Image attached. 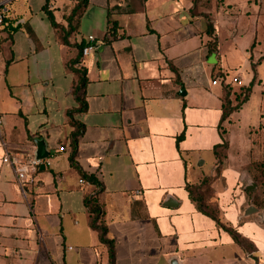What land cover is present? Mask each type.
<instances>
[{
	"label": "crops",
	"instance_id": "obj_1",
	"mask_svg": "<svg viewBox=\"0 0 264 264\" xmlns=\"http://www.w3.org/2000/svg\"><path fill=\"white\" fill-rule=\"evenodd\" d=\"M76 4L0 0V264H108L84 204L93 194L113 264H264V227L257 212L244 214L255 206L242 171L227 164L211 188L219 221L251 253L186 188L214 175L221 81L231 84L239 59L254 79L246 102L260 88L264 97V0H87L68 24ZM88 36L95 49L83 57ZM76 70L86 78L77 91ZM246 102L221 123L228 150ZM71 111L82 130L76 162L100 188L70 166ZM36 139L48 157L22 193L2 156L31 160Z\"/></svg>",
	"mask_w": 264,
	"mask_h": 264
},
{
	"label": "trees",
	"instance_id": "obj_2",
	"mask_svg": "<svg viewBox=\"0 0 264 264\" xmlns=\"http://www.w3.org/2000/svg\"><path fill=\"white\" fill-rule=\"evenodd\" d=\"M77 2L76 6L73 8V10L71 11V14L69 17H67L68 19V24H70L71 22V17L77 16L81 13V11L85 8L86 4H87V0H75ZM48 18L51 22V25L53 27H57L58 25L54 22V19L51 15H48ZM6 20L0 23V24H5ZM209 30L211 31V25L208 26ZM111 28L108 29V33L111 34ZM64 42H65V38ZM83 47V46H82ZM82 47L79 48V51L81 53V49ZM253 67V65H252ZM78 75V83L77 86L75 88V91L79 90L80 88L84 87L86 78H85V71L84 70H76L75 71ZM221 84L224 86L225 89V97L223 99V105H222V115L220 118V137L222 140L221 144H218L216 146H214L213 148V153L216 157V167H215V172L213 176L210 177H204L200 180V182L196 185H186L188 194H189V198L192 201V203L194 204V206L196 207V209L210 217L212 220L215 221V223L218 225V227L222 228L223 230L227 231L230 236L232 237V239L234 240V242H236L239 246H241L244 251L251 253L252 251H254V246L248 241L246 240L244 237H242L241 235H239L234 229L226 227L225 225H223L218 218V210L215 207V205L213 204V191L211 188V185L213 183V181L219 177L221 170L225 167V164H223L222 159H226V152L228 149V142L226 139V130L223 127V125L221 126V123H223L228 116L234 112L237 111L241 105L246 102V100L248 99L250 93H251V88L254 84V79H252L250 81V83L246 86L240 85L238 88H236V90L234 91V99L236 101L235 105L232 106L231 102L229 100V95L230 92L232 91V86L230 83H224V80L221 81ZM74 111H71L68 113V115L70 116V120H71V113H73ZM71 124L74 127V131H72L71 135H70V146H71V152H70V156H69V163L70 166L72 168H74L78 174L80 175V178L82 180H85L91 184H94L96 186L100 185L99 183L95 180L94 177L92 176H88L86 175L81 168L79 167L78 163L76 162V151H77V143H78V138L82 132V130L80 129V126L77 122L72 121L71 120ZM180 138L183 137V134L179 136ZM261 166L264 167V163H261ZM264 170V168H263ZM263 170H261V172L263 173ZM253 179L255 180V183L260 187H264V173L261 174L257 172L256 175H253ZM247 195L249 196L251 203L255 206L256 204L254 203V201H252V196L254 194V191L252 190H246ZM85 207L87 209V211L90 213V227L95 230L98 233V237H99V241L101 243H103L106 248H107V252H108V264H113L114 262V244L113 241L108 239L106 237V228L105 226L102 224L101 222V208L100 205L97 201L96 198V194H93L89 197H87L84 201ZM254 260L258 263V259L257 257L253 256Z\"/></svg>",
	"mask_w": 264,
	"mask_h": 264
},
{
	"label": "rangeland",
	"instance_id": "obj_3",
	"mask_svg": "<svg viewBox=\"0 0 264 264\" xmlns=\"http://www.w3.org/2000/svg\"><path fill=\"white\" fill-rule=\"evenodd\" d=\"M247 39H243L245 44ZM240 44V40L239 43ZM242 49H240L241 51ZM238 62V59H237ZM259 78L264 84V63L258 70ZM247 63L243 58L239 59V65L229 72V79H238L240 84H234L238 88L240 85H247L251 79ZM232 85V84H231ZM261 88L256 90L241 111L235 114L236 124L230 134L231 148L229 160L222 159L225 166L230 164L244 173L247 184L253 183L254 194L252 201L256 204L258 221L264 227V187L256 185L253 175L264 173L261 163H264V97H260ZM264 94V90L262 91ZM263 170V173L261 172Z\"/></svg>",
	"mask_w": 264,
	"mask_h": 264
},
{
	"label": "built area",
	"instance_id": "obj_4",
	"mask_svg": "<svg viewBox=\"0 0 264 264\" xmlns=\"http://www.w3.org/2000/svg\"><path fill=\"white\" fill-rule=\"evenodd\" d=\"M3 17L0 15V23L2 22ZM95 49L94 46V37L93 36H88L87 37V42L86 44L82 47L81 49V54L82 56H86L93 52ZM231 84H240L238 79H233ZM1 125H2V117H1V112H0V139L1 143L4 147H6L5 142L2 140V131H1ZM2 163L10 165L12 170L14 171V174L16 176V183L18 187L21 189L22 193H24V185L26 184V176L30 174L36 166L39 164V161H35L34 159L31 160H26V161H19L17 157L11 155L7 149L4 152L2 156ZM80 183H83L84 180L80 179Z\"/></svg>",
	"mask_w": 264,
	"mask_h": 264
},
{
	"label": "water",
	"instance_id": "obj_5",
	"mask_svg": "<svg viewBox=\"0 0 264 264\" xmlns=\"http://www.w3.org/2000/svg\"><path fill=\"white\" fill-rule=\"evenodd\" d=\"M182 90H183V88H182ZM34 143L36 146V150L34 152V158L33 159L35 161L42 162L45 159H47V157H48V152L46 150V144H45L43 139H36V140H34ZM40 168L41 169L44 168L43 163L40 164ZM254 188H255V185L253 183H249L245 187V189H247V190H252ZM254 212H257V209L253 206H250V207H248V209L245 211L244 214L248 215V214L254 213Z\"/></svg>",
	"mask_w": 264,
	"mask_h": 264
}]
</instances>
